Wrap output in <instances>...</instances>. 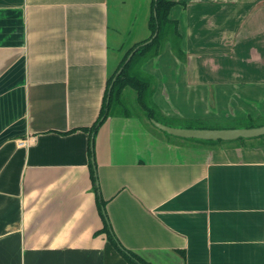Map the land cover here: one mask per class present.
<instances>
[{"label": "crops", "instance_id": "crops-1", "mask_svg": "<svg viewBox=\"0 0 264 264\" xmlns=\"http://www.w3.org/2000/svg\"><path fill=\"white\" fill-rule=\"evenodd\" d=\"M176 1L179 54L142 66L158 122L263 116L264 0ZM150 2L0 0V264H127L106 222L150 264H264V135L183 138L136 110L84 129Z\"/></svg>", "mask_w": 264, "mask_h": 264}, {"label": "trees", "instance_id": "trees-1", "mask_svg": "<svg viewBox=\"0 0 264 264\" xmlns=\"http://www.w3.org/2000/svg\"><path fill=\"white\" fill-rule=\"evenodd\" d=\"M178 3L179 2L176 0H151V10L148 19L150 34L146 39L134 44L133 47L128 50L117 70L108 80L99 115L90 127L84 128L89 133L94 134L104 119L109 114L113 113V110H116L118 106H122V92L127 87L131 88L136 93L137 104L144 112L146 118L148 120H159L157 117L158 108L151 99L155 84L154 79L149 74L142 73L138 66L143 60L155 57L160 53L163 40L166 36L171 37L170 44L172 48H174L176 54H179L181 34L178 29V21L170 17L171 8ZM131 52L132 55L127 59ZM254 121L252 117L247 116L244 120L240 121L241 124L237 126L248 128L261 125ZM184 127L196 129H208L210 127L219 128L218 125L211 126L206 120L200 119L188 120ZM210 141L221 142L222 140ZM91 155L92 151L90 150V156ZM91 166L93 167L92 164H90V167ZM93 190L96 195V204L101 212V205H103L104 202L99 198L97 186L94 185ZM102 232L106 234L107 240L127 264H150L136 253L122 247L107 222L104 223L102 229L95 233Z\"/></svg>", "mask_w": 264, "mask_h": 264}, {"label": "water", "instance_id": "water-1", "mask_svg": "<svg viewBox=\"0 0 264 264\" xmlns=\"http://www.w3.org/2000/svg\"><path fill=\"white\" fill-rule=\"evenodd\" d=\"M132 52L127 59L130 58ZM152 124L158 129L183 138H194L200 140H234L237 138H252L264 135V125L251 128H232V129H195V128H177L164 125L154 119Z\"/></svg>", "mask_w": 264, "mask_h": 264}, {"label": "rangeland", "instance_id": "rangeland-1", "mask_svg": "<svg viewBox=\"0 0 264 264\" xmlns=\"http://www.w3.org/2000/svg\"><path fill=\"white\" fill-rule=\"evenodd\" d=\"M150 10H151V2H150V5H149V15H150ZM148 19H149V16H148ZM147 27H148V20H147ZM149 34H150V30H149V27H148V35L145 37V38H143V39H141V40H139V41H135V42H133V43H131V42H129V43H127V44H125V45H129L130 43V47L127 49V50H122V54L120 55V58H119V60H118V63H117V66H116V68L114 69V70H112V72H111V75L109 76V78H108V80L111 78V76L115 73V71L117 70V68H118V66H119V64H120V62H121V60L123 59V57L126 55V53L128 52V50L131 48V47H133V45L134 44H136V43H138V42H140V41H142V40H144V39H146L148 36H149ZM171 37L170 36H166L165 37V39L163 40V43H162V47H161V51H160V53L162 52V50H163V48L165 47V45H169L170 44V39ZM171 48H172V46H171ZM172 51H174L175 52V50H174V48H172ZM159 53V54H160ZM176 53V52H175ZM158 54V55H159ZM157 55V56H158ZM156 57V56H155ZM151 58H153V57H151ZM148 59H150V58H148ZM148 59H146V60H148ZM146 60H143L140 64H139V66H138V68L142 71V73L144 72L145 74H148V73H146L145 71H143L142 70V66H143V64H144V62L146 61ZM150 75V74H149ZM153 79H154V76H152V75H150ZM108 80H107V82H108ZM107 82H106V85H107ZM106 90V89H105ZM153 92H154V90H153ZM151 99H152V96H151ZM153 101V100H152ZM121 102H122V106H118L117 108H116V110H118V111H123V110H127V111H132V112H135L134 110H136V111H138V112H140V113H143L144 114V112L141 110V108L138 106V104H137V101H136V93L134 92V90H132L131 88H129V87H127V88H125L124 90H123V92H122V97H121ZM209 102H210V100H209ZM154 103V102H153ZM155 104V103H154ZM156 105V104H155ZM158 108V107H157ZM209 108H210V103H209ZM145 115V114H144ZM250 117H252V116H250ZM246 118V117H245ZM245 118H243V119H237V120H234V121H232L231 119H229V120H231L230 122H228V119H225V118H223L222 117V119H219V120H216L217 122H212V120L211 119H206V121L208 122V124L209 125H232V126H237V125H240L241 123H240V121H242V120H244ZM255 121V123H259V124H261V125H264V115L263 116H258L257 118H255V117H252ZM145 121H146V119H145ZM218 121H220V122H218ZM226 121V122H225ZM225 122V123H224ZM169 123H174V122H169ZM111 244V243H110ZM127 263V262H126Z\"/></svg>", "mask_w": 264, "mask_h": 264}]
</instances>
